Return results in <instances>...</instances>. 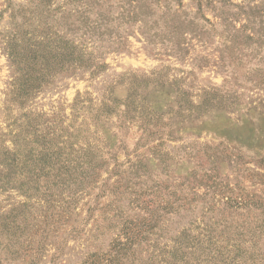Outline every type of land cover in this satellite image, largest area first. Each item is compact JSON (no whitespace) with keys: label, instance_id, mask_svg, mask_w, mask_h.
I'll use <instances>...</instances> for the list:
<instances>
[{"label":"rangeland","instance_id":"374dc122","mask_svg":"<svg viewBox=\"0 0 264 264\" xmlns=\"http://www.w3.org/2000/svg\"><path fill=\"white\" fill-rule=\"evenodd\" d=\"M160 201L189 212L122 246ZM253 206L264 0H0V264H209L169 238Z\"/></svg>","mask_w":264,"mask_h":264},{"label":"trees","instance_id":"16d2710c","mask_svg":"<svg viewBox=\"0 0 264 264\" xmlns=\"http://www.w3.org/2000/svg\"><path fill=\"white\" fill-rule=\"evenodd\" d=\"M258 200L262 201V197H259ZM178 202H182V200ZM156 206V209L153 207L152 209H147L145 213L147 217H142V222L135 221L129 225L125 223L122 228V236L126 244H122V246H125L128 250L131 249V243L134 239V241H139V246L141 243L146 242L149 247L156 248V239H163L164 228H166L164 226L166 224L162 223V221L168 218L166 220L168 222L171 216L180 219L179 211L181 209L188 211V207L186 208L188 205L178 206L176 203L175 205H167L165 201H160ZM167 207H169L170 211H167ZM227 212L232 222L235 219H240L241 222L236 223L234 226L231 223L226 225L225 220L213 224L209 221L201 225L194 223L198 225L196 227L199 230L198 233L191 235L184 230L179 234L177 233L173 238H169L174 246L168 254H175L180 251L182 255H202L206 261L209 259V264H245L240 255H255V258L251 256L248 259L250 264H254L257 260L262 261V255H264V207L253 206L245 210H239L236 207V209H228ZM210 227H214V230ZM231 229L232 232L230 234L226 233ZM223 235H226V237L223 238ZM166 247L165 245L164 249ZM158 252L159 254L167 253L165 250H159ZM220 255L236 256L230 261H227V259L222 261V257H219ZM171 258V264H186L185 260L182 259L183 257L171 255ZM218 258H220L219 261H217ZM194 262L197 263V260H194Z\"/></svg>","mask_w":264,"mask_h":264}]
</instances>
